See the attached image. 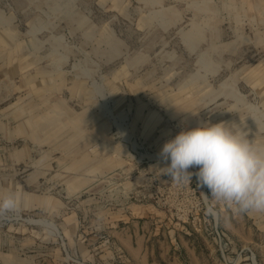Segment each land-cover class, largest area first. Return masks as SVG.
Returning <instances> with one entry per match:
<instances>
[{
  "label": "rangeland",
  "instance_id": "374dc122",
  "mask_svg": "<svg viewBox=\"0 0 264 264\" xmlns=\"http://www.w3.org/2000/svg\"><path fill=\"white\" fill-rule=\"evenodd\" d=\"M241 120L264 142V0H0V264H264V213L157 169Z\"/></svg>",
  "mask_w": 264,
  "mask_h": 264
},
{
  "label": "clouds",
  "instance_id": "9594fccd",
  "mask_svg": "<svg viewBox=\"0 0 264 264\" xmlns=\"http://www.w3.org/2000/svg\"><path fill=\"white\" fill-rule=\"evenodd\" d=\"M244 120L240 124L204 122L181 130L164 143L157 167L179 184L195 176L199 188H207L206 212L219 214L220 206L237 213H264V142L249 139ZM197 168L198 171H189ZM16 207L14 193L0 195V211Z\"/></svg>",
  "mask_w": 264,
  "mask_h": 264
}]
</instances>
